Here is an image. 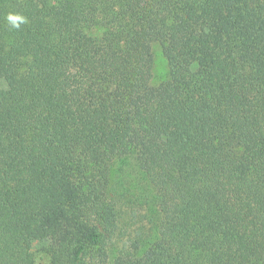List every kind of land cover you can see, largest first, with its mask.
Listing matches in <instances>:
<instances>
[{
  "label": "trees",
  "instance_id": "obj_1",
  "mask_svg": "<svg viewBox=\"0 0 264 264\" xmlns=\"http://www.w3.org/2000/svg\"><path fill=\"white\" fill-rule=\"evenodd\" d=\"M6 72L0 264H35L43 227L49 264H264V0H0ZM129 155L159 223L113 255Z\"/></svg>",
  "mask_w": 264,
  "mask_h": 264
},
{
  "label": "rangeland",
  "instance_id": "obj_2",
  "mask_svg": "<svg viewBox=\"0 0 264 264\" xmlns=\"http://www.w3.org/2000/svg\"><path fill=\"white\" fill-rule=\"evenodd\" d=\"M151 49L154 59L151 83L157 85L168 78L169 66L159 43L154 42ZM11 82L12 77L6 72L0 87L7 88ZM111 173V190L119 211L118 229L109 244L114 255L135 240L143 244L152 240L156 235L159 212L156 191L132 155L116 158ZM33 237L35 264H49L45 251L47 229L43 227L34 231Z\"/></svg>",
  "mask_w": 264,
  "mask_h": 264
},
{
  "label": "clouds",
  "instance_id": "obj_3",
  "mask_svg": "<svg viewBox=\"0 0 264 264\" xmlns=\"http://www.w3.org/2000/svg\"><path fill=\"white\" fill-rule=\"evenodd\" d=\"M5 21L9 26V30L20 29L22 25L28 23V18L18 12H9L5 16Z\"/></svg>",
  "mask_w": 264,
  "mask_h": 264
}]
</instances>
